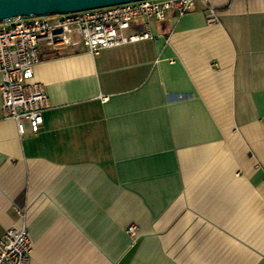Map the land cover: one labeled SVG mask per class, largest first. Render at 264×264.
I'll return each instance as SVG.
<instances>
[{"label":"crops","instance_id":"1","mask_svg":"<svg viewBox=\"0 0 264 264\" xmlns=\"http://www.w3.org/2000/svg\"><path fill=\"white\" fill-rule=\"evenodd\" d=\"M196 6L139 21L153 41L43 47L37 130L0 96V239L22 211L31 264H264V0Z\"/></svg>","mask_w":264,"mask_h":264},{"label":"built area","instance_id":"2","mask_svg":"<svg viewBox=\"0 0 264 264\" xmlns=\"http://www.w3.org/2000/svg\"><path fill=\"white\" fill-rule=\"evenodd\" d=\"M209 0H142L69 14L15 17L0 22V93L2 114L12 119L19 134L29 126L37 130L44 122V113L51 108L45 86L35 81V67L43 47L51 51L83 46L92 55L104 49L119 48L141 41H153L149 23L163 21L168 12L177 18L195 10L196 3ZM208 25L220 23L214 9L207 15ZM133 31L127 34V31ZM20 222L6 230L0 239V264H31L33 241L25 215L17 210ZM134 241L138 227H128Z\"/></svg>","mask_w":264,"mask_h":264},{"label":"water","instance_id":"3","mask_svg":"<svg viewBox=\"0 0 264 264\" xmlns=\"http://www.w3.org/2000/svg\"><path fill=\"white\" fill-rule=\"evenodd\" d=\"M142 0H0V22L15 17L69 14Z\"/></svg>","mask_w":264,"mask_h":264}]
</instances>
